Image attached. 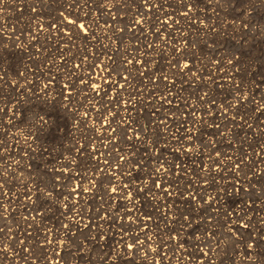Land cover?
Returning <instances> with one entry per match:
<instances>
[{
  "label": "bare ground",
  "instance_id": "1",
  "mask_svg": "<svg viewBox=\"0 0 264 264\" xmlns=\"http://www.w3.org/2000/svg\"><path fill=\"white\" fill-rule=\"evenodd\" d=\"M3 3L9 16L0 17V41L26 51L14 48L24 58L20 75L0 77V137L9 134L0 145V264H216L221 248L205 232L237 241L233 232H252L260 220L264 232V90L256 69L242 76L237 53L202 66L189 55L217 20L232 14L236 32L263 23V0L240 18L234 0ZM96 30L118 49L99 47ZM262 33L257 27L264 47ZM76 44L81 49L70 51ZM163 64L174 65L176 78L162 74ZM221 91L229 94L223 111L215 105ZM53 103L68 118L63 158L50 157L44 142ZM143 117L164 132L161 143ZM211 192L229 213L222 233L207 221ZM102 242L106 251L93 255ZM240 254L239 264H264L263 238L248 237Z\"/></svg>",
  "mask_w": 264,
  "mask_h": 264
},
{
  "label": "rangeland",
  "instance_id": "2",
  "mask_svg": "<svg viewBox=\"0 0 264 264\" xmlns=\"http://www.w3.org/2000/svg\"><path fill=\"white\" fill-rule=\"evenodd\" d=\"M3 1L5 4V1L7 0H0V2ZM80 1L84 0H78V3L80 4ZM264 1V0H263ZM261 0H234V7L237 9V16L240 18L243 14V12L248 11V5L252 3V5L259 6L261 3ZM225 3H229L225 2ZM251 5V6H252ZM258 9V7H257ZM233 11V10H232ZM9 9L5 8L2 9L0 12V17H7L9 16ZM19 13L16 11V14L14 16H17ZM233 17V15H230ZM227 17V21H224V19H221L220 21L217 20L216 24L214 23V26L211 28L214 31V34L205 42L201 43L200 45H194L190 47L191 53L189 55L191 56L193 53V58L195 63L200 65V62H204V65L208 63V61H215V59H220V60H225L228 54L230 53H237L239 55V61H240V71L242 76L246 77L245 74H248V68H254L256 69L255 71V79L260 80V88L264 90V72H263V67H264V47L261 46L260 40H256L257 34H256V28H261L263 33H264V22L260 23L257 22V24H252L251 25H241L239 26V32H236L235 30V25L230 24L232 23L231 21H235L232 18ZM230 19H232L230 21ZM20 18L16 19L14 21L15 24H19ZM235 24H238L237 21H235ZM210 27L212 24H209ZM260 27H259V26ZM262 33V34H263ZM94 40L96 41L97 45L99 47H102L106 50L111 49L115 50L116 48L118 49L117 45L111 42V40L108 39V35L103 31V30H96L94 33ZM130 45H139L138 41H128ZM264 43V42H263ZM9 45V44H8ZM0 47L3 50V60H5V66L4 68L1 69L0 72V77H7L9 81H12L17 78L20 74V66L22 61L24 60L23 55L17 51H20L18 49L14 48H20L23 52L26 51V48L23 44H12L9 48H4L2 41H0ZM80 44H76L75 46H70V51L71 48L74 51H79L81 49ZM15 50H17L15 52ZM26 54V53H25ZM218 57V58H217ZM8 60V62L6 61ZM3 62V63H4ZM206 62V63H205ZM202 66V64H201ZM33 69V65H31V68ZM162 70L165 75V77L169 78L175 77L173 72L175 71L174 65H167L163 64L162 65ZM12 79V80H11ZM256 81V80H255ZM179 85V84H178ZM191 85V84H190ZM180 86V85H179ZM178 91V90H177ZM183 94L184 98H189L192 93H189L185 91ZM201 95V88L196 91V95ZM229 94L225 93L223 96L222 91L221 94H217V98L215 99V105L221 110H226V107L229 102ZM156 99V98H155ZM32 113H35L34 111L41 112L43 111V107L41 105H31L30 108ZM48 112L51 114V116L54 118L53 126L50 129V131L45 135L44 137V142H46V147L50 151V157L57 156L59 155L60 157H67L68 152H69V142H67V131H66V126L68 123V118L65 114H60L59 113V108L57 104L53 103L50 109H48ZM215 114V113H214ZM218 114V113H217ZM215 114V115H217ZM30 114H26L23 116L24 119L29 118ZM227 120L230 117L229 115L226 114ZM149 121V118L143 117L142 122H143V127L146 129V131H149L150 137H152L156 142L161 143L162 139L165 137L163 131H157L153 129L152 127H149L147 122ZM225 131L229 130L230 125L226 124L225 126ZM232 127V125H231ZM233 129V128H232ZM229 132V131H228ZM4 136L0 137V145L4 144V142L9 141V134L8 131L3 132ZM231 145H232V151L235 154V139L234 135L232 134L231 136ZM227 142L229 139V136L226 137ZM161 145H164L161 144ZM262 147V146H259ZM46 183L49 182V178H46ZM261 190H259L258 187H255L254 193L258 194L260 193ZM209 199L211 203V212L216 215H212L210 217L212 224H214L213 229H215L218 232V229L220 230L219 233L222 231L223 228V218L227 216V213L225 216L221 215L219 213L221 209H216L214 206L215 205L218 207V204L222 202V199H219L215 196V192H211L209 194ZM216 198V199H215ZM219 199V200H218ZM255 202L250 201L249 204L254 205ZM219 211L218 213L216 211ZM211 213V214H212ZM255 213V212H254ZM261 221V220H260ZM260 221L255 223L254 230L251 232V230L244 234V233H237L233 232V237L237 238V241L234 239H229V238H224L222 234H217L214 236V238L218 237V241L222 243L221 249L217 254L218 257V264H239L238 261L243 257V254H240V250L243 246V241L247 240L248 237L258 236L262 237L264 241V232L262 229V226H260ZM100 232H103V229H99V231H96V238L97 241L100 243L101 241V234ZM222 233V232H221ZM91 235V234H90ZM83 237H85L83 235ZM150 237H152V234H150ZM80 239V238H79ZM210 244V243H209ZM218 247V246H217ZM106 251V247L103 245H99L97 248L93 247L90 249V252L93 255H98V253ZM235 251V252H234ZM108 258H110V253H108ZM247 259V258H246Z\"/></svg>",
  "mask_w": 264,
  "mask_h": 264
},
{
  "label": "built area",
  "instance_id": "3",
  "mask_svg": "<svg viewBox=\"0 0 264 264\" xmlns=\"http://www.w3.org/2000/svg\"><path fill=\"white\" fill-rule=\"evenodd\" d=\"M208 199H209V196H208ZM215 199H216V198H215ZM209 200H210V199H209ZM215 204H216V203H214V206H215L216 209H221L220 212L217 210V211H216L217 213L219 212V213H221V215H223V216H225V214L227 213V216H225V218L229 216L228 211H226L225 208H222V206H223L222 202H220V203L218 204V207H217ZM210 205H211V203H210ZM211 213H212V212H211V210H210V211H209V218H207V221L209 222L208 224L211 225V228H212L211 230H212V231H213V230L216 231L215 229H213L214 224H212V221H211V218H212V217H210V216H212V215L214 216V215H216V214H213V213L211 214ZM203 237H204L205 239H207V240L210 239V242H209L210 244H212L213 241H214V242L216 243V245H219L220 248H221L222 243H221L220 241H218V237L214 238L213 234L206 233V232L203 234ZM212 240H213V241H212ZM219 246H218V247H219ZM216 247H217V246H216ZM201 248H202L203 251H206V248H205V247L202 246ZM215 260H216V259H215ZM209 262H212V260L209 259ZM215 263L218 264V260L215 261Z\"/></svg>",
  "mask_w": 264,
  "mask_h": 264
},
{
  "label": "snow or ice",
  "instance_id": "4",
  "mask_svg": "<svg viewBox=\"0 0 264 264\" xmlns=\"http://www.w3.org/2000/svg\"><path fill=\"white\" fill-rule=\"evenodd\" d=\"M81 27L83 28V25H81ZM112 191L115 193L116 192V189L113 188ZM185 219H188L187 217H185ZM190 222V221H189Z\"/></svg>",
  "mask_w": 264,
  "mask_h": 264
}]
</instances>
